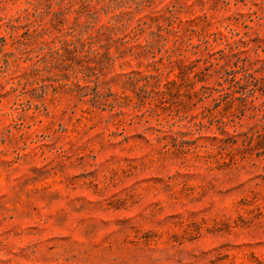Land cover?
Listing matches in <instances>:
<instances>
[{"label":"rangeland","instance_id":"obj_1","mask_svg":"<svg viewBox=\"0 0 264 264\" xmlns=\"http://www.w3.org/2000/svg\"><path fill=\"white\" fill-rule=\"evenodd\" d=\"M0 264H264V0H0Z\"/></svg>","mask_w":264,"mask_h":264}]
</instances>
